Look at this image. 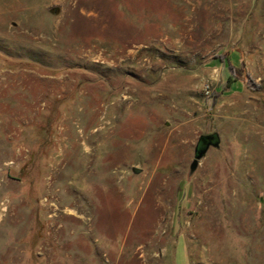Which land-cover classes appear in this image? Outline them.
<instances>
[{"label":"rangeland","instance_id":"1","mask_svg":"<svg viewBox=\"0 0 264 264\" xmlns=\"http://www.w3.org/2000/svg\"><path fill=\"white\" fill-rule=\"evenodd\" d=\"M0 264H264V0H0Z\"/></svg>","mask_w":264,"mask_h":264},{"label":"water","instance_id":"2","mask_svg":"<svg viewBox=\"0 0 264 264\" xmlns=\"http://www.w3.org/2000/svg\"><path fill=\"white\" fill-rule=\"evenodd\" d=\"M220 144V139L218 135L211 134L199 137L197 144L194 148V157L189 165L188 176L191 177L195 171L198 169L199 161L205 156L206 152L210 147L218 148ZM134 174H139L140 170L133 168Z\"/></svg>","mask_w":264,"mask_h":264},{"label":"bare ground","instance_id":"3","mask_svg":"<svg viewBox=\"0 0 264 264\" xmlns=\"http://www.w3.org/2000/svg\"><path fill=\"white\" fill-rule=\"evenodd\" d=\"M206 197V196H205ZM208 197V196H207ZM206 202H207V200H206ZM206 204H208V203H206ZM208 207H209V205H208ZM231 207V206H230ZM206 208V207H205ZM234 208V207H233ZM213 209V208H212ZM205 210V209H204ZM232 210V209H231ZM235 210V209H234ZM209 211H211V210H209ZM234 212H236V211H234ZM214 213H216V211L214 212ZM203 214V213H202ZM213 214V213H212ZM234 215V214H233ZM203 216H204V214H203ZM207 216H208V214H207ZM201 218V217H200ZM214 218H215V216H214ZM213 218V219H214ZM212 219V218H211ZM203 220V219H202ZM208 221V220H207ZM211 223V222H210ZM207 226V225H206ZM209 226V225H208ZM207 226V227H208ZM210 226H211V224H210ZM213 229V228H212Z\"/></svg>","mask_w":264,"mask_h":264},{"label":"trees","instance_id":"4","mask_svg":"<svg viewBox=\"0 0 264 264\" xmlns=\"http://www.w3.org/2000/svg\"><path fill=\"white\" fill-rule=\"evenodd\" d=\"M222 59H223V58H222ZM224 60H225V59H224ZM224 60H223V61H224ZM224 62H225V61H224ZM227 68H228L229 70H231V65H230V62H229V61L227 62ZM230 80H231V79H230V77H229L227 81L230 82Z\"/></svg>","mask_w":264,"mask_h":264},{"label":"built area","instance_id":"5","mask_svg":"<svg viewBox=\"0 0 264 264\" xmlns=\"http://www.w3.org/2000/svg\"><path fill=\"white\" fill-rule=\"evenodd\" d=\"M205 88H206V91H208L209 90V85H206Z\"/></svg>","mask_w":264,"mask_h":264}]
</instances>
